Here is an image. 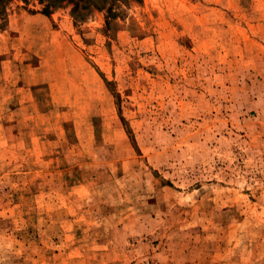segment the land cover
Returning a JSON list of instances; mask_svg holds the SVG:
<instances>
[{
  "label": "rangeland",
  "instance_id": "rangeland-1",
  "mask_svg": "<svg viewBox=\"0 0 264 264\" xmlns=\"http://www.w3.org/2000/svg\"><path fill=\"white\" fill-rule=\"evenodd\" d=\"M107 6H7L0 264H264V0Z\"/></svg>",
  "mask_w": 264,
  "mask_h": 264
},
{
  "label": "trees",
  "instance_id": "trees-1",
  "mask_svg": "<svg viewBox=\"0 0 264 264\" xmlns=\"http://www.w3.org/2000/svg\"><path fill=\"white\" fill-rule=\"evenodd\" d=\"M11 0H0V28H3L6 24V18H7V6ZM40 3L44 5L43 7V13L50 14L52 12L53 8L60 7L64 3L67 4H73V12L75 13L79 6L81 0H39ZM85 3L86 8L91 10L92 8H96L99 10H102L106 8L107 6V13H108V20L112 16H114L115 10L113 8V2H116L117 0H83ZM140 1V0H136ZM110 3V4H109Z\"/></svg>",
  "mask_w": 264,
  "mask_h": 264
}]
</instances>
